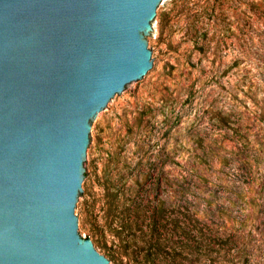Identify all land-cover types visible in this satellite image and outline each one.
Instances as JSON below:
<instances>
[{
	"label": "rangeland",
	"instance_id": "1",
	"mask_svg": "<svg viewBox=\"0 0 264 264\" xmlns=\"http://www.w3.org/2000/svg\"><path fill=\"white\" fill-rule=\"evenodd\" d=\"M153 26L158 71L97 130L81 237L111 264H264V0H166ZM147 202L167 226L129 210Z\"/></svg>",
	"mask_w": 264,
	"mask_h": 264
},
{
	"label": "water",
	"instance_id": "2",
	"mask_svg": "<svg viewBox=\"0 0 264 264\" xmlns=\"http://www.w3.org/2000/svg\"><path fill=\"white\" fill-rule=\"evenodd\" d=\"M166 0H0V264H111L79 215L101 119L157 67Z\"/></svg>",
	"mask_w": 264,
	"mask_h": 264
},
{
	"label": "trees",
	"instance_id": "3",
	"mask_svg": "<svg viewBox=\"0 0 264 264\" xmlns=\"http://www.w3.org/2000/svg\"><path fill=\"white\" fill-rule=\"evenodd\" d=\"M111 189L115 188V186H110ZM115 192H118V190H114ZM151 204L149 202L145 203L142 208H134V209H129L138 213H141L143 215V219H145L148 215L151 219V227H153L155 230H158L161 228L163 225L164 227L167 226V224H161V220H164V218L168 217L166 209L163 205V203H157L156 205L150 206ZM117 206H115V209ZM112 210V208H111ZM115 216L119 217L118 214L116 213ZM130 217H123L121 216L119 220H117V223L121 228H127L131 227L132 222L134 221ZM115 219V218H114ZM154 230V231H155ZM155 240L151 238V242L153 245H160L161 241V235L159 234L158 236L154 235ZM145 257L147 261L151 262L152 264H169L168 261V256L166 253L158 250V249H150L145 253ZM172 264V263H171Z\"/></svg>",
	"mask_w": 264,
	"mask_h": 264
}]
</instances>
